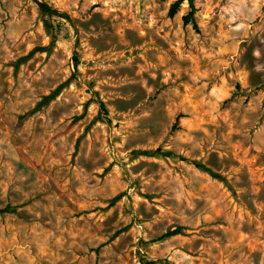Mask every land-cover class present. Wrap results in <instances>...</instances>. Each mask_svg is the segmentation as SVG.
Wrapping results in <instances>:
<instances>
[{"label": "rangeland", "instance_id": "rangeland-1", "mask_svg": "<svg viewBox=\"0 0 264 264\" xmlns=\"http://www.w3.org/2000/svg\"><path fill=\"white\" fill-rule=\"evenodd\" d=\"M41 1L0 0V264H264V0Z\"/></svg>", "mask_w": 264, "mask_h": 264}, {"label": "trees", "instance_id": "trees-1", "mask_svg": "<svg viewBox=\"0 0 264 264\" xmlns=\"http://www.w3.org/2000/svg\"><path fill=\"white\" fill-rule=\"evenodd\" d=\"M34 3H36V5L38 6L39 10L41 12H43L44 14L46 15H53V14H58L57 11L55 10H52L50 9L48 6H46L44 3H42L41 0H32ZM183 2H186L187 5H188V8H189V12L187 15H185L183 17L184 19V22H188V21H191L192 18H193V15L195 14L196 12V8H195V5H194V0H176L175 2H173L169 8V15H173L176 10L179 8V6L183 3ZM64 17V16H63ZM66 19H69L68 17L65 16ZM162 155H165V156H170L171 153H162ZM178 233V230H173L171 232H167L159 237H157L154 242H158V241H162L172 235H175Z\"/></svg>", "mask_w": 264, "mask_h": 264}]
</instances>
